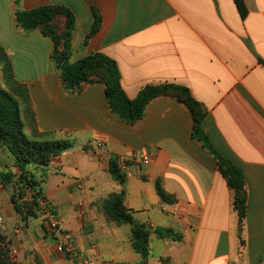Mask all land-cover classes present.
Here are the masks:
<instances>
[{"label":"crops","instance_id":"0c3cea01","mask_svg":"<svg viewBox=\"0 0 264 264\" xmlns=\"http://www.w3.org/2000/svg\"><path fill=\"white\" fill-rule=\"evenodd\" d=\"M244 3L245 20L233 0H0V45L12 67L11 85L3 88L19 101L24 129L31 120L39 133L74 144L47 167L28 169L86 264L142 260L131 226L104 211L105 200L120 193L135 222L152 231L146 264H264V0ZM46 5L75 16L70 62L94 54L113 60L130 99L149 87L188 89L206 112L207 144L173 93L152 98L144 116L128 123L112 112L105 83L68 90L52 40L16 22L18 11ZM121 156L130 159L125 167ZM113 158L121 182L110 172ZM220 159L244 178L241 224ZM6 172L15 180L20 174L14 157L0 150ZM158 182L172 202L159 196ZM12 191L0 181V227L12 261L75 264L40 213L22 218ZM157 229L183 238L161 239Z\"/></svg>","mask_w":264,"mask_h":264},{"label":"trees","instance_id":"16d2710c","mask_svg":"<svg viewBox=\"0 0 264 264\" xmlns=\"http://www.w3.org/2000/svg\"><path fill=\"white\" fill-rule=\"evenodd\" d=\"M243 20L248 16L244 0H233ZM64 19V23H62ZM16 22L26 32L40 30L44 36L51 39L54 45L52 60L60 72L62 81L70 91H80L86 84L103 82L107 87V97L114 114L125 122L133 123L144 116L148 102L165 93L175 94L185 102L194 117L195 131L207 144L206 136L202 131V123L206 116L205 110L194 100L190 91L184 87L164 85L145 89L138 98L130 99L122 88L120 73L117 64L100 54L70 62L72 52V36L75 30V16L66 7L40 6L28 11H18ZM0 61L4 62L12 82V67L6 53L0 45ZM1 83V76H0ZM19 101L12 93L0 85V150L10 153L15 160V167L20 170L18 179L12 172L0 173L2 184L13 187L11 196L16 211L24 220L40 213L38 198L45 199L40 183L31 175L28 167L36 165L47 167L53 158L70 150L74 144L69 140H35L25 133ZM40 135L45 136L46 134ZM220 169L228 179L230 188L234 191V205L240 216V224L245 217L247 192L242 172L228 162L220 159ZM110 172L113 177L123 180L117 160L110 161ZM19 187V188H18ZM19 190V192H17ZM33 190L32 201H26V191ZM157 192L166 202H172L157 183ZM104 211L107 217L117 224L131 226L132 247L142 258L139 264H146L149 255V238L151 229L135 222L134 217L124 204V194H112L104 202ZM155 234L161 239L181 241L182 235L172 229H157ZM0 264H15L10 258L6 237L0 227Z\"/></svg>","mask_w":264,"mask_h":264},{"label":"built area","instance_id":"2783aa9c","mask_svg":"<svg viewBox=\"0 0 264 264\" xmlns=\"http://www.w3.org/2000/svg\"><path fill=\"white\" fill-rule=\"evenodd\" d=\"M97 146L102 147L103 144L97 143ZM118 161L121 164V167H125L130 159L121 156ZM143 162L148 164L149 158L143 157ZM27 192L32 201V195L34 194L33 190H27ZM37 200L40 206V214L42 216L43 224L52 234L58 237L61 253L70 257L75 264H86L87 260L82 257L80 250L76 247L69 233L63 229L61 221L53 207L46 201V199L39 197Z\"/></svg>","mask_w":264,"mask_h":264},{"label":"rangeland","instance_id":"374dc122","mask_svg":"<svg viewBox=\"0 0 264 264\" xmlns=\"http://www.w3.org/2000/svg\"><path fill=\"white\" fill-rule=\"evenodd\" d=\"M5 64L4 62L0 61V76H1V83L0 85L2 87H10L9 85H11L10 80H9V72L6 68H4ZM28 129L29 132L27 133V131L25 130V133L27 134V136H29L31 139H35V140H58L54 135H48L46 134L45 136L40 135L39 132L34 128V124L31 120H29L28 123ZM12 187V186H11ZM13 188V187H12ZM19 188V187H18ZM19 192V190L17 191ZM13 193V191H12ZM26 197L29 203L31 202V197H29V193L26 191Z\"/></svg>","mask_w":264,"mask_h":264}]
</instances>
